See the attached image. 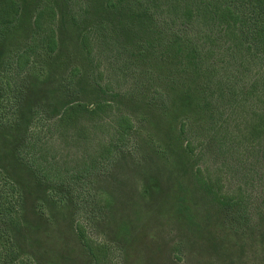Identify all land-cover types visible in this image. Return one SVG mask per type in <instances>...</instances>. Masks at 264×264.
<instances>
[{
	"label": "rangeland",
	"instance_id": "1",
	"mask_svg": "<svg viewBox=\"0 0 264 264\" xmlns=\"http://www.w3.org/2000/svg\"><path fill=\"white\" fill-rule=\"evenodd\" d=\"M73 31L66 26L60 53L51 59L38 41L28 50L31 56L20 71L15 69V59L25 51L28 34L17 35L9 45L10 61L0 70L1 81L12 75L16 82L5 89L1 123L19 116L18 88L25 79L35 78L31 104L40 105L42 120L29 133L38 160L64 175L81 172L65 176L64 184L52 188L39 185L7 155L8 143L18 137V131L10 132L6 144L0 138V212L5 216L0 219V264H264V134L256 140L247 135V125L251 127L256 115L264 113V96L259 95L264 87L260 85L259 92L254 88L257 98L251 90L239 101L228 104L227 99L220 107L223 115H215L214 130L201 118L190 122L193 127L187 126L190 131L184 139L193 151L185 154L174 145L172 123L161 122L160 114L143 102L157 82L151 81V75L125 68L129 50L120 44H130L123 33L118 46L90 34L87 56ZM215 55L218 67L226 56L218 51ZM78 65L88 67L108 89L100 97L115 100L135 121L134 130L118 141L120 152H108V160L98 164L90 163L100 158L105 144L110 148L115 128L98 122L100 118L51 124L55 112L46 104L58 79ZM222 66L214 75L213 89L217 91V83L223 82L226 87L217 92H225L228 98L235 88L248 89V79L259 75L252 67L236 73ZM40 75L47 76L41 79ZM128 89L135 98H123ZM103 113L115 117L108 108ZM214 131L218 132L216 145L204 143ZM203 179L221 195L239 200L242 217L236 221L226 216L222 204L204 190ZM179 195L185 197L186 215L174 205ZM77 224L88 243L103 247L99 254L96 250L98 261L77 235Z\"/></svg>",
	"mask_w": 264,
	"mask_h": 264
},
{
	"label": "trees",
	"instance_id": "2",
	"mask_svg": "<svg viewBox=\"0 0 264 264\" xmlns=\"http://www.w3.org/2000/svg\"><path fill=\"white\" fill-rule=\"evenodd\" d=\"M67 25L73 28L76 44L84 48L87 56L91 52L90 34L95 40L118 46L119 33H123L125 43L130 44H120L129 50L124 59L125 68L129 71L134 69L140 75H151V81L157 82L151 97L143 102L160 114L161 122L173 124L174 145L185 154L193 151L191 142L184 139V134L190 131L187 126L193 127L190 122L195 123L201 118L213 129L215 115H223L220 107L224 108L227 99L228 104L239 101L248 97L251 90L256 98L264 96V91L263 95L254 93V88L259 92V86L264 87V0H0V70L6 69L10 61L9 45L20 34L28 36L25 51L18 53L15 59L17 71L26 67L31 56L28 50L31 51L38 41L44 43L49 59L56 57ZM42 37L44 40H39ZM216 51L227 57L218 67ZM133 60L138 63L134 64ZM222 65H226V70L233 68L236 73L251 71L252 67L259 75L248 79V89L235 88L232 98H228L225 92H217L219 87H226L223 82L217 83V91L213 89L214 75H218ZM40 76L44 79L47 75ZM34 80L25 79L22 87L18 88L16 113L19 116L8 123L0 121V138L6 144L10 132L18 131V137L8 143V157L39 185L52 188L64 184L65 176H76L81 172L73 170L64 175L57 167L48 168L38 160L35 140L29 133L34 124L42 120L40 105L31 104V95L36 90ZM11 83L16 84L12 75L5 82L0 79V106L5 98V89ZM131 91L126 90L123 98H135V92ZM108 92L96 76L89 73L88 67L78 65L58 79L57 87L46 103L55 112L51 124H72L82 118H100L98 122L106 121L115 128V140L110 148L107 150L105 144L100 158L90 164L108 160L105 156L108 152L116 155L118 141L125 139L135 128L133 117L120 109L115 100L100 97ZM107 108L115 117L103 113ZM254 120L251 127L247 125V135L256 140L264 134V113L257 114ZM217 134L214 131L204 143L216 145ZM200 170L197 167V172ZM201 182L208 195L222 204L226 216L236 221V217H242L237 209L241 206L239 200L221 195L208 179ZM18 186L22 199L21 185ZM185 203L183 195L174 199L180 214L186 215ZM2 215L0 212V219L5 218ZM7 218L11 224V217ZM75 230L88 253L98 261L96 250L99 254L103 247L88 243L81 225L77 224Z\"/></svg>",
	"mask_w": 264,
	"mask_h": 264
}]
</instances>
